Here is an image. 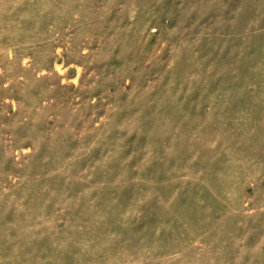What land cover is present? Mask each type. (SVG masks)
I'll return each mask as SVG.
<instances>
[{
	"label": "rangeland",
	"instance_id": "1",
	"mask_svg": "<svg viewBox=\"0 0 264 264\" xmlns=\"http://www.w3.org/2000/svg\"><path fill=\"white\" fill-rule=\"evenodd\" d=\"M0 264H264V0H0Z\"/></svg>",
	"mask_w": 264,
	"mask_h": 264
}]
</instances>
